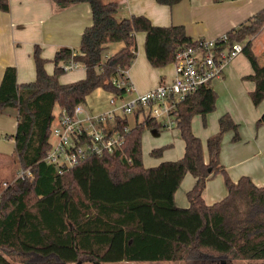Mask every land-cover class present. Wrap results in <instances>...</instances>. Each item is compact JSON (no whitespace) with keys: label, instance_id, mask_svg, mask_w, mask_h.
Here are the masks:
<instances>
[{"label":"trees","instance_id":"trees-1","mask_svg":"<svg viewBox=\"0 0 264 264\" xmlns=\"http://www.w3.org/2000/svg\"><path fill=\"white\" fill-rule=\"evenodd\" d=\"M155 1L172 6L181 0ZM54 2H87L92 21L81 32L78 52L66 46L56 50L51 74L37 44L32 81L18 83L14 66L3 71L0 113L14 112V156L19 169L29 168L33 177L17 178L0 193V264H264V184L256 185L247 175L231 180L219 161L222 137L231 130L232 140H238V123L228 113L218 117V130L205 140L207 161L202 141L191 129L195 114L204 124L214 109L216 95L210 85L175 105L173 128L184 144L178 159L144 166V130L164 127L149 108L141 107L132 114V125L127 115H116L115 129H130L113 152L88 157L62 173L43 161L55 107L71 112L97 88L115 97L125 93L112 77L134 60L137 32H144L145 56L153 67L166 66L180 49L197 42L182 24H153L144 14L119 18L114 0ZM0 10H9L8 0H0ZM263 27L264 7L226 31L228 43H243L252 69L243 79L254 84L249 93L253 105L264 99V61L252 51L251 38ZM115 42L122 47L103 59ZM70 60L82 64L85 75L61 83L59 62ZM261 125L264 110L255 121L256 128ZM170 146L153 147L149 155L160 157ZM186 173L195 181L186 192L187 206H178L174 194ZM216 173L224 177L226 194L207 204L202 192Z\"/></svg>","mask_w":264,"mask_h":264},{"label":"crops","instance_id":"crops-1","mask_svg":"<svg viewBox=\"0 0 264 264\" xmlns=\"http://www.w3.org/2000/svg\"><path fill=\"white\" fill-rule=\"evenodd\" d=\"M114 1L118 3V9L120 5L123 6L121 12L128 11L130 15L144 14L153 24H182L186 33L193 39L217 37L228 29L237 27L264 7V0H181L172 6L158 4L155 0ZM8 2L9 10H0V80L7 66L16 68L18 83L34 79L32 51L35 44L40 47L41 56L46 59L44 64L46 72L51 74L54 68L52 58L56 50L66 46L73 49L74 52H78L81 32L92 21L90 6L87 2L71 3L64 6L56 4L54 0H8ZM144 36V32L135 34L136 56L127 69L128 79L135 93L145 92L155 87L160 81L169 80L173 75L172 62L166 65L171 66L169 75L164 74L166 66L153 67L150 65L145 56ZM256 36L251 38L252 45ZM112 53L110 52V54ZM229 63L225 67L226 70L233 69L232 63ZM75 69L66 79L67 72H64L60 75L59 81L66 83L83 78L85 75L83 65L80 64ZM258 113L260 112L253 111L250 117L251 122L247 125L248 129L245 132L240 131L239 133L238 131V140H232L233 132L231 130L224 133L221 149H230L228 152L230 155L227 156L225 151L221 154L220 151L219 161L227 168L231 180L236 181L240 176L247 175L256 185L261 186L264 184V176L258 175L255 178L256 173L254 172V169L257 170V168L264 171V158L260 161H257L258 158H256L260 149H264V125L258 128L254 127ZM5 114L11 115L14 112L6 111ZM217 130L218 123L209 128L205 133V138H200L203 144L204 161L208 159L205 140ZM150 131L152 134L159 133L154 130ZM180 140L177 148L179 154L176 157H180L184 151L183 141ZM253 149H258V151L254 152ZM246 160L251 162L250 166L233 173L230 171L233 166ZM214 176L206 181L202 192V197L207 204H212L225 196L219 181L216 180L214 184H211L215 180ZM194 181L195 178L190 173L185 174L174 194L176 205L187 206L186 192L192 187Z\"/></svg>","mask_w":264,"mask_h":264},{"label":"built area","instance_id":"built-area-1","mask_svg":"<svg viewBox=\"0 0 264 264\" xmlns=\"http://www.w3.org/2000/svg\"><path fill=\"white\" fill-rule=\"evenodd\" d=\"M242 42H227V34L213 38H198L194 45L180 49L172 61L173 75L169 80L160 81L155 87L142 93H135L126 101L117 103L111 95L112 106L103 111L85 110L83 104H76L71 112L57 108L50 126V146L43 161L52 164L58 173L76 165L91 156L111 153L121 147L125 133L115 129L116 115L133 114L137 109H150L152 117L159 119L166 129L173 128V111L178 101L194 92L200 86L222 76L227 64L242 52ZM64 72L74 70L78 62L60 61ZM121 75L112 77V83L126 92H133L127 69ZM124 93V94H125ZM30 169H20L17 178L32 176Z\"/></svg>","mask_w":264,"mask_h":264},{"label":"rangeland","instance_id":"rangeland-1","mask_svg":"<svg viewBox=\"0 0 264 264\" xmlns=\"http://www.w3.org/2000/svg\"><path fill=\"white\" fill-rule=\"evenodd\" d=\"M122 4L124 5V2H122ZM122 7L123 6L120 5L119 18L130 15L128 11L121 12ZM262 29L263 30L261 33L254 38L252 45L253 52L257 55L260 63H263L264 61V27ZM122 45L123 44L120 42L110 43L108 48L103 52L102 58L105 59L107 56H109L110 52H115L120 47H122ZM231 63L233 65V69H225L221 78H216L209 83V85L215 91L216 98L214 109L205 116V123L203 124V119L199 114H195L192 117V132L201 139L205 138V133L212 125H217V119L223 113H228L231 118L236 123H238V131L240 133V131L245 132V130L248 129L247 125H249L251 122L250 117L253 111L260 112L258 113L260 115L264 110V99L258 105H253L251 102L249 93L253 89V82L243 79V76L251 71V66L245 55L242 52L239 53L231 60L229 64ZM72 71L73 70L66 71L67 74L65 75V79L71 76ZM170 72L171 66L168 65L164 68V74L169 75ZM134 94L135 91H133V93L126 92L121 98H117L115 100L117 103L121 99L122 101H126ZM110 98V93L105 92L101 88H97L86 97V100L83 103V108L85 110L91 111L106 110L112 106V104L109 102ZM56 112L57 108L55 107L54 113ZM127 117L129 118L130 125H132L134 122V116L132 114H128ZM15 125L16 123L14 114L8 115L5 113H0V193L15 179H17L18 171L20 170L14 156V142L10 137V135L15 131ZM254 127L256 126L254 125ZM180 139L181 138L178 134L177 128H162L158 134H152L150 130L145 129L141 142V157L144 166H153L162 160H175L180 158L182 155L180 157H176L177 154H179L177 152V148L179 146L178 143L181 141ZM165 144H171V146L164 149L160 157H152L149 155L151 148L159 147ZM229 150L230 149H220L221 154L225 151L227 156L230 155L228 153ZM253 151L257 152L258 149H253ZM256 158H258L257 161H260L264 158V149H260V152L257 154ZM250 164L251 162L248 160L242 161L241 163L233 166L230 171L233 173L234 171L250 166ZM225 170L228 174L227 168H225ZM254 172L256 173L255 178L258 175L264 176V171L262 169H254ZM32 177L33 174L32 176L27 177V179L31 180ZM214 177L215 180L211 182V184H214L216 180L219 181V185H221L223 188L225 195L226 188L223 175L221 173H216ZM243 262L245 263V261Z\"/></svg>","mask_w":264,"mask_h":264}]
</instances>
